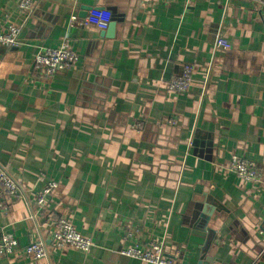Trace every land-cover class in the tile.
Masks as SVG:
<instances>
[{"label": "crops", "instance_id": "obj_1", "mask_svg": "<svg viewBox=\"0 0 264 264\" xmlns=\"http://www.w3.org/2000/svg\"><path fill=\"white\" fill-rule=\"evenodd\" d=\"M22 1L0 0V35L20 28L16 45L0 43V166L25 192L0 235L50 246L54 220L68 218L94 243L0 264H148L120 255L134 230L182 264H264V185L228 170L233 157L264 169L259 0H30L27 13ZM76 14L93 23L71 26ZM219 34L229 50L215 48ZM64 45L75 66L34 72L43 48ZM187 64L191 90L169 91Z\"/></svg>", "mask_w": 264, "mask_h": 264}, {"label": "built area", "instance_id": "obj_2", "mask_svg": "<svg viewBox=\"0 0 264 264\" xmlns=\"http://www.w3.org/2000/svg\"><path fill=\"white\" fill-rule=\"evenodd\" d=\"M142 1L152 3L156 0ZM259 3L264 6V0H259ZM20 9L25 13L31 11L32 2L23 0ZM92 23V18L81 20L77 14L70 17L71 26L78 24L87 26ZM99 26L106 29L105 25ZM19 35L20 28L12 24L4 34L0 35V43L6 46H14L18 42ZM214 46L217 50H229L231 48V44L220 34L217 35ZM79 60V55L66 45L59 48H43L34 59V69L42 75L51 77L58 71L71 69ZM193 74L194 67L188 64L184 65L181 74L168 83V90L177 94L188 92L192 88ZM167 122L172 125L177 123L175 118H171ZM137 127L139 128L140 125ZM229 167L231 172L242 181L264 185V170L255 162L234 157L228 169ZM58 185L57 182L51 181L40 192L36 207L31 210V212L33 211L30 216L31 219H36L37 214L45 208L48 198L53 195ZM23 198H25L23 185L12 177L5 167L0 166V212L4 215L9 214L11 205ZM260 234L264 238V226L260 229ZM127 237L132 239L134 243L130 248L121 251V256L148 264H182L177 262L175 257L166 256L163 242L153 241L145 246L140 242V232L138 230L128 232ZM50 242L51 245L47 246L45 242L32 240L28 245L21 246L15 234L3 232L0 236V259L14 258L23 261H39L49 259L51 250H62L71 247L74 250L87 253L93 246L92 239L82 236L68 218H59L53 222Z\"/></svg>", "mask_w": 264, "mask_h": 264}, {"label": "water", "instance_id": "obj_3", "mask_svg": "<svg viewBox=\"0 0 264 264\" xmlns=\"http://www.w3.org/2000/svg\"><path fill=\"white\" fill-rule=\"evenodd\" d=\"M87 12V11H86ZM86 14H84V16H85ZM111 28H110V30L108 31V32H102V36H106L107 35V37L109 36V35H112L111 33H113V31H114V27H115V25H111L110 26Z\"/></svg>", "mask_w": 264, "mask_h": 264}, {"label": "trees", "instance_id": "obj_4", "mask_svg": "<svg viewBox=\"0 0 264 264\" xmlns=\"http://www.w3.org/2000/svg\"><path fill=\"white\" fill-rule=\"evenodd\" d=\"M34 59H35V58H34ZM34 72H36V70H34ZM37 73H38V72H37ZM190 90H191V89H190ZM190 90H189V91H190ZM189 91H188V92H189ZM188 92H186V93H188ZM174 93H175V92H174ZM19 200H23V199H19ZM19 200H17V201H19ZM17 201H15V202L11 205V207H10V211H11L12 206H13ZM10 211H9V213H10ZM0 214L3 215V216H6V215L2 214L1 212H0ZM57 220H58V219H57ZM2 233H3V232H2ZM0 236H1V235H0Z\"/></svg>", "mask_w": 264, "mask_h": 264}, {"label": "rangeland", "instance_id": "obj_5", "mask_svg": "<svg viewBox=\"0 0 264 264\" xmlns=\"http://www.w3.org/2000/svg\"><path fill=\"white\" fill-rule=\"evenodd\" d=\"M234 158V157H233ZM238 159H239V157H238ZM242 160H248V159H244V158H242ZM230 172H231V170H230V167H229V169H228ZM264 170V169H263ZM254 184H258V183H254ZM54 222H55V220H54ZM156 242H161V241H156ZM94 243V242H93ZM164 243V242H163Z\"/></svg>", "mask_w": 264, "mask_h": 264}]
</instances>
